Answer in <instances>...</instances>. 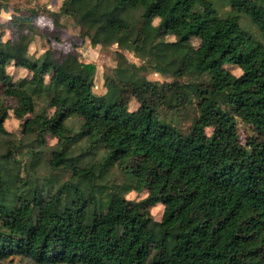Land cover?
Here are the masks:
<instances>
[{"label": "trees", "instance_id": "1", "mask_svg": "<svg viewBox=\"0 0 264 264\" xmlns=\"http://www.w3.org/2000/svg\"><path fill=\"white\" fill-rule=\"evenodd\" d=\"M46 11L37 57L0 25V262L264 264V0H61L43 31ZM63 17L116 46L104 92L95 63L53 49Z\"/></svg>", "mask_w": 264, "mask_h": 264}, {"label": "rangeland", "instance_id": "2", "mask_svg": "<svg viewBox=\"0 0 264 264\" xmlns=\"http://www.w3.org/2000/svg\"><path fill=\"white\" fill-rule=\"evenodd\" d=\"M61 0H8V5L10 6L9 11H1L0 13V25L5 29L4 39L10 37L17 38L20 34L19 32L26 35L29 39L28 51L31 55L37 57L42 55L44 51V38L39 34L32 33L30 23L31 10L32 9H46V12L40 13L36 20H33V25H37L43 31L46 29L49 30L50 27L55 25L52 23V16L49 14L55 12L58 9ZM16 9L15 15L19 20L18 26H15L11 20V15L13 10ZM61 22L64 23V28L61 34L60 40L54 38L51 39V45L56 51H61L63 55H74L75 52L79 54L80 60L84 62H93L97 66L95 74L94 88L97 93H102L105 91L103 86V75L110 68H113L116 65V58L114 57L113 51L116 49L115 45H112L109 48L103 49L99 45L92 46L88 41L83 40L78 33V28L73 25L71 18L66 19L63 17ZM52 24V25H51ZM207 25L219 28L220 21L209 22ZM151 30V28L149 27ZM75 50V51H74ZM124 56L135 65V68L138 69L141 73L146 74L149 78L160 79L163 78L160 74L156 73L152 66L147 64L144 56L140 53H134L131 51H123ZM196 65L193 58H189L187 62V69H192ZM231 71L235 74L240 73V69L236 66H229ZM9 74H11L13 79H17L20 76H23L26 71L16 67H8ZM169 81V80H168ZM0 97L6 100L8 103H12L11 99L6 98L4 95L3 86L0 85ZM135 107V104H131V108ZM6 126L9 129L15 131L18 130L19 121L13 117H9L5 122ZM0 180L3 186L11 187L12 183L9 181L5 173L0 174ZM145 193L136 195L134 192L127 194L128 198H141ZM163 211V205L158 204L152 208V213L154 218L160 219ZM19 258L15 257L9 261H2L0 264H18Z\"/></svg>", "mask_w": 264, "mask_h": 264}]
</instances>
